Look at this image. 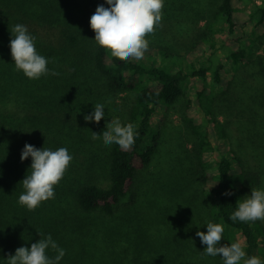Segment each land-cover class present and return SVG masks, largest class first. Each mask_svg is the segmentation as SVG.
Returning <instances> with one entry per match:
<instances>
[{
  "label": "trees",
  "instance_id": "1",
  "mask_svg": "<svg viewBox=\"0 0 264 264\" xmlns=\"http://www.w3.org/2000/svg\"><path fill=\"white\" fill-rule=\"evenodd\" d=\"M104 2L0 0V264L40 234L66 247L58 264H211L196 236L211 220L224 225L222 244L239 241L246 254L264 260V220L229 219L238 199L264 181V56L256 58L264 35L255 31L264 32V0H164L141 60L93 40L90 16ZM16 23L28 26L58 75L29 79L16 70L9 48ZM225 61L234 72L227 84ZM194 80L200 86L190 99ZM97 100L110 116L134 125L139 135L132 145L107 144L94 133H102L105 117L83 116ZM183 100L180 119L195 136L192 167L161 173L138 200L139 176L164 133L154 118ZM220 105L240 108L250 143H233L217 115ZM25 143L67 147L73 156L54 198L31 211L18 203L31 164L20 159ZM247 146L261 171L242 154ZM165 191L167 200H151ZM182 200L184 214L177 209Z\"/></svg>",
  "mask_w": 264,
  "mask_h": 264
},
{
  "label": "clouds",
  "instance_id": "2",
  "mask_svg": "<svg viewBox=\"0 0 264 264\" xmlns=\"http://www.w3.org/2000/svg\"><path fill=\"white\" fill-rule=\"evenodd\" d=\"M164 0H106L100 3L90 16V28L94 31V41L100 46H108L111 52L120 57L143 58L149 48L148 34L154 31L162 19ZM36 37L28 26L16 23L11 28L9 48L17 71L29 79H40L42 76L58 75L48 67L50 58L40 54L35 45ZM105 117L106 127L102 133L107 144L127 147L134 143L139 133L131 122L123 123L118 116H110L103 100H97L84 114L86 121H99ZM31 158V164L24 179L20 182L23 191L19 194L18 203L28 210H35L42 202L55 195V186L63 177L73 156L67 147L51 149L37 148L25 143L20 159ZM226 191L224 195H232ZM233 222L264 220V187L251 189L250 195L238 199L235 210L229 214ZM207 231H197L202 251L208 256H219L222 264H264L259 256L246 254L239 241L230 244L221 243L224 225L208 221ZM40 234V233H39ZM40 239L30 246L16 248L10 254L7 264H58L67 249L51 234L41 235ZM53 250L54 255H49Z\"/></svg>",
  "mask_w": 264,
  "mask_h": 264
},
{
  "label": "rangeland",
  "instance_id": "3",
  "mask_svg": "<svg viewBox=\"0 0 264 264\" xmlns=\"http://www.w3.org/2000/svg\"><path fill=\"white\" fill-rule=\"evenodd\" d=\"M258 3L260 4V1H258ZM248 9H250V7H248ZM241 19H244V17H242ZM244 31H246L247 34L243 32L244 33L243 37L246 40L251 38L252 29L248 26ZM255 31L260 33L259 35L262 36L264 35L263 28L261 27L256 28ZM261 41H264V38ZM258 47L259 48L256 51V58L260 56H264V45H259ZM193 55L194 54L190 55V57L196 59L197 61H202L204 58V57H197L199 55L197 56H193ZM225 62L227 64L226 65L227 71L224 74L223 79L224 82L227 84L228 80H232L234 72L231 71L230 65H228L229 62L228 61ZM209 80L211 79L209 78ZM199 86H200L199 81L194 80L191 82L188 89L189 90L188 97L190 99L195 97V94L199 89ZM239 110L240 108L238 107L230 110L226 107H223V105L222 106L220 105V108H218L216 112L220 120L223 121L228 126V130L232 137L233 143L235 145L245 146L246 144L250 143L248 140L249 129L245 125H243L242 119L244 118H242ZM184 111H185V100L180 102L179 105L175 106L167 114H165L162 110L159 111L156 117L154 118V123H161V126L164 129V133L161 137L158 154L155 160L149 166V168L145 169L139 176L138 185L135 188V192L137 194V196L135 197L136 199L141 200L143 198L144 191L147 188L146 184L151 183L152 180L153 181L158 180L159 179L158 176L161 173L168 174L170 171L177 170L178 168H180V166L184 163L185 165H182V169H184V166L186 167L187 165L188 167H192L195 136L192 134V131L186 126V124L181 122L180 116ZM242 154H244V156L248 158V163L253 167V169H257L261 171L262 169L261 164L258 158L256 157V155L258 156L257 152L253 151L250 148V146H247ZM261 162L264 163V160H261ZM260 187H264V181ZM248 192H249L248 195H250L251 189H249ZM151 200L154 201L155 204L167 200V192L165 191ZM140 203H144V202H140ZM183 204H184V200H182L179 203L177 209L184 214V212L181 209L183 208ZM199 211L200 212L202 211V215L206 217V212H204L202 205L200 206ZM199 211L195 210V215H198ZM127 212H128V207H124V209H122L121 214H124V216L126 217ZM209 259L211 264H222V260L219 256H215V257L209 256Z\"/></svg>",
  "mask_w": 264,
  "mask_h": 264
}]
</instances>
